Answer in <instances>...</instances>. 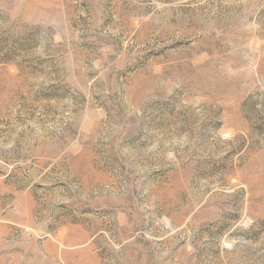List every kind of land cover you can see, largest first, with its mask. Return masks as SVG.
Listing matches in <instances>:
<instances>
[{
    "label": "rangeland",
    "instance_id": "rangeland-1",
    "mask_svg": "<svg viewBox=\"0 0 264 264\" xmlns=\"http://www.w3.org/2000/svg\"><path fill=\"white\" fill-rule=\"evenodd\" d=\"M0 264H264V0H0Z\"/></svg>",
    "mask_w": 264,
    "mask_h": 264
}]
</instances>
